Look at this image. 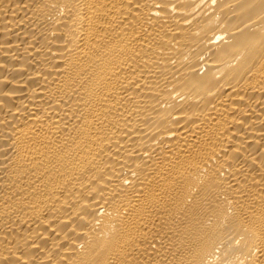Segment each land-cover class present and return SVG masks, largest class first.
I'll list each match as a JSON object with an SVG mask.
<instances>
[{"label":"bare ground","instance_id":"6f19581e","mask_svg":"<svg viewBox=\"0 0 264 264\" xmlns=\"http://www.w3.org/2000/svg\"><path fill=\"white\" fill-rule=\"evenodd\" d=\"M0 264H264V0H0Z\"/></svg>","mask_w":264,"mask_h":264}]
</instances>
